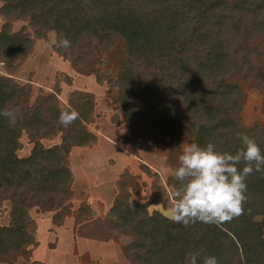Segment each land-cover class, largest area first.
I'll return each instance as SVG.
<instances>
[{
	"label": "trees",
	"instance_id": "1",
	"mask_svg": "<svg viewBox=\"0 0 264 264\" xmlns=\"http://www.w3.org/2000/svg\"><path fill=\"white\" fill-rule=\"evenodd\" d=\"M0 2L8 20L28 17L38 36L45 37L46 30L62 33L71 47L55 50L77 72L94 73L100 80V66L110 59L102 58L99 44L113 46L115 39L123 40L126 55L115 54L119 67L114 101L130 124L127 140L133 152L152 143L163 145L174 171L184 141H211L218 150L234 153L241 147L238 134L245 133L264 151V121L247 125L242 115L250 92L264 98V0ZM33 44L25 28L13 32L5 22L0 59L8 65L25 59ZM55 94H39L32 101L31 84L0 75V110L17 109L14 125L0 115V201L10 198L14 204L12 223L0 224V260L24 252L33 240L30 196L43 210L63 207L71 198L73 173L67 155L72 147L96 140L87 130L94 120L93 94L74 91L64 110ZM65 110L79 113L67 127L58 121ZM57 125L64 130L63 142L46 147L38 136L51 134ZM24 132L34 145L21 157ZM246 183L243 214L219 225L176 223L149 202L131 203L130 192H124L117 196L112 215L90 222L83 235L107 240L118 231L129 236L132 264H185L192 252L214 255L219 264H264V172L254 171ZM168 184L175 190L180 181L172 174ZM158 197L159 203L169 201ZM89 213L82 208V215Z\"/></svg>",
	"mask_w": 264,
	"mask_h": 264
},
{
	"label": "rangeland",
	"instance_id": "2",
	"mask_svg": "<svg viewBox=\"0 0 264 264\" xmlns=\"http://www.w3.org/2000/svg\"><path fill=\"white\" fill-rule=\"evenodd\" d=\"M2 4L0 2V30L5 22L11 24L13 32H20L25 28L34 44L25 59H18L10 65L0 59V75L8 76L21 85L31 84L32 101L39 94L47 96L56 93L55 100L62 110L68 106L74 91L93 94L94 120L87 124V130L96 136V140L88 145L72 147L67 155L68 167L73 173V195L65 201L63 207L43 210L30 196L31 199L27 202L29 233L33 240L24 252L0 261L9 264L18 260L28 264H45L44 261L37 260L33 253V248L37 246V233H40L38 237L42 248H55L51 255L48 253V264H132L127 257L129 236L118 231H112V236L107 240L83 235L85 226L90 222L112 215L117 196L124 192H130V202L133 204L149 202L152 208H159L167 215L171 208L174 190L168 184V179L174 171L168 148L152 143L147 150L133 152L131 143L127 140L131 132L130 124L123 121L120 104L114 101L118 92L115 78L119 67V57L115 54L118 55L119 52L120 56L126 55V45L119 39H115L113 46L99 44V52L104 56L102 58L110 59V64L103 63L100 66L104 75L100 80L94 73L88 75L77 72L69 59L59 54L54 46H46L50 35L57 34L55 30H46L45 37H40L28 17L8 20L1 11ZM242 115L247 125L264 121L262 94H248ZM63 136L64 130L57 125L54 132L39 135L38 138L46 147H55L62 144ZM20 141L18 154L21 157L29 155L34 145L33 140L24 132ZM187 144L189 143L184 141L182 148ZM158 196H164L169 201L159 203L161 199ZM85 206L91 213L82 215L81 210ZM13 213L12 199L3 198L0 201V224L12 223ZM50 227L56 230V235L48 233Z\"/></svg>",
	"mask_w": 264,
	"mask_h": 264
},
{
	"label": "clouds",
	"instance_id": "3",
	"mask_svg": "<svg viewBox=\"0 0 264 264\" xmlns=\"http://www.w3.org/2000/svg\"><path fill=\"white\" fill-rule=\"evenodd\" d=\"M46 46L68 49L71 41L62 33H53ZM0 115L14 125L17 109H2ZM78 117L77 111L65 110L58 121L67 127ZM238 138L241 147L234 153L218 150L211 141L183 146L173 172L180 186L172 193L169 212L172 221L184 225L196 222L219 225L243 214L246 180L254 171L264 172V151L253 137L240 133ZM185 264H219V261L214 255L201 257L200 253L192 252L185 257Z\"/></svg>",
	"mask_w": 264,
	"mask_h": 264
},
{
	"label": "crops",
	"instance_id": "4",
	"mask_svg": "<svg viewBox=\"0 0 264 264\" xmlns=\"http://www.w3.org/2000/svg\"><path fill=\"white\" fill-rule=\"evenodd\" d=\"M53 224H52V221H50V226H52ZM48 226V225H47ZM55 231L56 230H53L52 229V227H50L49 228V232L48 233H50V232H52L54 235H56V233H55ZM40 235V233H37V238H36V244H37V246L36 247H34L33 249V253H34V257L37 259V260H39V261H44V263L45 264H48V262L50 261L49 260V258H48V253H49V255H51L50 253H53V251L55 250V248H47V250L46 249H43L42 248V246H41V244H42V242L41 241H39L40 239H39V236ZM46 246H48L47 244H46ZM33 247V246H32ZM58 247V246H57ZM41 250H43V251H41ZM46 253H47V255H46ZM32 260V262H33V259H31ZM0 264H9V263H5V262H1L0 261ZM14 264H28L26 261L25 262H22L21 260H18V261H16Z\"/></svg>",
	"mask_w": 264,
	"mask_h": 264
}]
</instances>
